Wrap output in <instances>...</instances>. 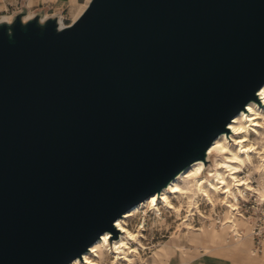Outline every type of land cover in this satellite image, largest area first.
<instances>
[{"label":"water","instance_id":"1","mask_svg":"<svg viewBox=\"0 0 264 264\" xmlns=\"http://www.w3.org/2000/svg\"><path fill=\"white\" fill-rule=\"evenodd\" d=\"M0 21V264H70L264 85V0H89Z\"/></svg>","mask_w":264,"mask_h":264},{"label":"bare ground","instance_id":"2","mask_svg":"<svg viewBox=\"0 0 264 264\" xmlns=\"http://www.w3.org/2000/svg\"><path fill=\"white\" fill-rule=\"evenodd\" d=\"M33 16L34 14L27 13L24 15L23 19L26 20ZM78 16L75 18V20L78 18ZM12 17H13L12 15L2 16L0 17V21L10 22ZM48 17H56L60 27L64 26V24L62 23V16L60 14H52L49 16L44 15L42 19ZM258 92H257V97H258L257 101L249 102L246 108L243 111H241L239 114L234 116L233 119L231 120L232 122L230 121L228 123L226 127L227 132L220 134L212 142L206 153V162H207L206 164L202 161L193 163L183 172H181L173 181H171V183H169V185L166 188H164L160 192V194H154L150 196L145 201L137 204L132 209L125 212L123 216L118 218L114 223V227L117 229L119 233L118 236H116V238H114V236H112L109 232L103 233L101 237L89 247V250L83 253L82 258L80 259L77 258L74 261H72L70 264H101V262H103L104 257L106 256L107 257L110 256V260H108L107 264H121V263L132 264L133 259L131 257L134 256L136 257L137 255H139L140 251L145 250V247L143 246L141 241L143 237L138 232L136 233L135 231H132L129 228L127 221L132 217V214L144 208H149L150 211H153L154 214L158 216L161 214L160 213L161 210L162 211L164 210L166 212H173V213L178 212V209L173 202L176 201L177 199L180 200L181 197L187 198L188 200L189 195L193 196L192 191H194L191 189V187L193 186H190L189 188L185 189V188H181L179 186V183L180 184L181 182L183 183L184 180L188 181L189 183L195 181V187L196 186H198V188L202 187L205 182L202 181L201 178L197 181L196 179L202 176L203 171L207 169L208 162H210V167H211L212 162H214L213 159L215 157L222 159L221 162L216 164L215 173H214L215 175L214 179L216 180L212 178L214 181H216V185L209 184L210 187L208 186L209 187L208 189L204 188L203 196L206 197L210 203H213L211 198L212 196L211 193H216L218 195H221L222 197H224L223 200L225 199L232 200L233 206L231 208L230 215L229 217L228 215L226 217L223 216V223L222 226L219 227L220 228L219 230L225 228L228 229L231 239H228L227 242H229L230 240H232L233 242H237L239 240H245L248 238V240L250 241L249 254L255 258L256 254L253 253L254 249L251 248L252 226L247 219L237 216L233 211L236 210V205L239 198L240 199L245 198V196L249 193H256L258 197H262L264 194V186H263L264 164H261L260 162L258 164L259 168L257 174L261 178L260 180L257 181L258 182L257 189L252 187L251 185L252 182H249L248 185L246 182H242L241 180H238L236 177L239 172H242L239 169V166L241 165L243 166L245 164V161L246 164L251 166L253 165V160H252L253 156L256 155V157L258 156L257 157L258 159H261L262 161L264 160L263 157L264 112L259 110V108H261V106L264 105V85L258 90ZM256 104H258L259 108H257ZM230 134L232 135V140H233L232 144H234L235 146L234 149L230 148V146L227 143L228 142L227 139L224 137V136L228 137L230 136ZM250 136H254V139L250 140L249 139ZM238 141H240V143H238ZM223 169L224 172L221 171ZM212 176H213L212 174L210 173L208 174V177H212ZM234 187L236 189H233ZM235 191L237 192V194H235L236 193ZM223 204H226V202L223 201ZM210 206H214V205H210ZM227 206L228 208L230 207L229 202L227 203ZM145 216L146 215H144L143 217L145 218ZM144 221L142 222V225L144 224ZM243 221L246 222L248 227L246 231L245 230L243 231V229H241L242 227H245ZM210 225L207 227L210 228L211 227ZM212 226H214L215 228L214 224H212ZM143 227L144 226H142V228ZM190 229L191 228H188V232L191 233L192 231H194V230L190 231ZM233 236L236 237L234 238ZM162 249H163L162 251H166L164 246H162ZM262 256H264V249L262 250L261 257Z\"/></svg>","mask_w":264,"mask_h":264},{"label":"rangeland","instance_id":"3","mask_svg":"<svg viewBox=\"0 0 264 264\" xmlns=\"http://www.w3.org/2000/svg\"><path fill=\"white\" fill-rule=\"evenodd\" d=\"M88 1L89 0H85L84 3H78L77 7L68 6V7H64L63 9H56V10L43 9L41 13L47 16L51 15V13L60 14L62 16V23L64 25H69L81 13V11L84 9ZM1 4H0V17L4 15H12L13 12L16 11L15 8H10L8 6H5L3 5V3ZM38 12L39 10L36 9L29 10V13H33V14H36ZM256 105L257 108H259L258 104ZM259 110L264 112V105L261 106ZM224 137L227 139L228 141L227 143L230 146V148L234 149L235 146L234 144H232L233 143L232 135L230 134V136L228 137L224 136ZM249 139L253 140L254 136H250ZM257 157L256 155L253 156L252 166L246 164V161L243 166L242 165L239 166V169L243 173L239 172L237 174L236 177L238 180H241L242 182H246L248 185L249 182H253V181L257 182L258 180H260L261 177H259V175L257 174L259 168L258 164L259 162L261 164H264V160L262 161ZM213 160L214 162H212L211 167H210V162H208L207 169L203 171L202 176L196 179L197 181L201 178L202 181L205 182L202 187L200 188H198V186L195 187V181L189 183L188 181L184 180L183 183L182 182L181 184L179 183V186L185 189L189 188L190 186H193L191 187V189L194 190L192 191L194 197L192 195L191 196L189 195L188 200L187 198L181 197L180 200L177 199L178 201L177 200L174 201L173 203L177 207L178 212L173 213V212H166L164 210L163 211L161 210L160 211L161 214L158 216L155 215L153 211H150L149 208H144L132 214V217L127 221L129 228L132 231H135L136 233L138 232L143 237L141 241L143 246L145 247V250L140 251L139 255H137L136 257L129 256L133 259L132 264H152L153 260H156L157 264H182L180 263V260L182 258L181 257L182 249L184 251L183 253L187 252L188 255L191 256V260L187 264H246V261L244 260L246 257H248L247 259L248 261H251V262H247V264H264V256L261 257L262 250L264 249V244L261 249V252H259L255 258L254 257L250 258V254H249L250 241L248 239L245 246V251L243 253H239L236 251V246L239 243L238 241L233 242L232 240H230L229 242H227L228 239H231L227 228L219 230L220 229L219 227L215 226L214 228L212 224L210 225L211 226L210 228L207 227L209 226L207 222L208 220L211 219L213 212L219 217L222 216L226 217L227 215L229 217L231 208L233 206L232 200L229 199L223 200L224 197L216 193H211L212 195L211 198L213 203H210L207 200V198L203 196L204 188L208 189L210 187L209 184L216 185V181H214L216 180L214 179L215 168H216V164L221 162L222 159L215 157ZM221 171L224 172V169ZM209 173L212 174L213 176L208 177ZM253 188L257 189V187L254 186ZM233 189L236 188L234 187ZM235 194H237V192ZM199 201L203 203L202 206L198 205L200 203ZM223 201H225L226 204H223ZM227 201L230 204L229 208L227 206L228 203ZM207 203L214 206H210ZM151 213H153L155 216H153ZM147 214L149 216L146 218V222H144V224L142 225L141 216ZM200 216H203L205 220L200 218ZM243 223L245 224V227H242L241 229H243V231L244 230L246 231L248 229L247 224L244 221ZM141 225L144 226L143 230ZM188 228H191L190 231L195 230L197 232H200L202 230L204 233L217 232L221 234V243L225 245L224 246L225 248L221 249L220 247H218L219 250H217L215 247H207L208 250L212 248L214 249L212 253L208 251L204 253L203 251L195 250L196 249L195 246H192L188 241V234H187ZM175 239L179 240V245L180 247H182V249H179L178 251H172L171 253H169L167 260H163L164 262L160 261V259H158L159 256L157 255V252H162L163 250L162 246L173 244ZM251 248L254 249L253 241L251 243ZM209 257L213 258V260H211ZM108 260H110V256L104 257L103 262H101V264H107ZM121 264H125V263H121Z\"/></svg>","mask_w":264,"mask_h":264},{"label":"crops","instance_id":"4","mask_svg":"<svg viewBox=\"0 0 264 264\" xmlns=\"http://www.w3.org/2000/svg\"><path fill=\"white\" fill-rule=\"evenodd\" d=\"M85 0H0V4L3 3V5L8 6L10 8H15V12H13L12 16H15L17 13L24 11L26 14L29 13V10H39L38 13L42 14L41 12L43 9H49V10H56V9H63L64 7H77L78 3H84ZM2 6V4H1ZM28 11V12H27ZM33 14V13H29ZM37 14V13H36ZM55 14V13H51ZM45 15V14H44ZM8 16V15H4ZM2 17V16H1ZM188 234V241L192 246H195V250L197 251H203L204 253L213 252L214 249L208 250L207 247H215L217 250L218 247L221 249L225 248L224 244L221 243V234L217 232H207L204 233L202 230L200 232L192 231L191 233L187 231ZM183 235V234H182ZM211 236V237H210ZM248 239V238H247ZM247 239L245 240H239L238 245L236 246V251L239 253H243L245 251V246L247 243ZM166 251L157 252L160 261L167 260V257L169 253L172 251H178L179 249H182L179 245V240L175 239L174 243L171 245H163ZM220 249V250H221ZM182 251V258L180 260V263L187 264L191 260V256L188 255V253H183ZM227 255V254H226ZM210 258V257H209ZM250 258H253L250 255ZM213 260V258H210ZM248 257H246L244 260L247 262H251L247 260ZM164 262V261H163ZM152 264H157L156 260H153Z\"/></svg>","mask_w":264,"mask_h":264},{"label":"built area","instance_id":"5","mask_svg":"<svg viewBox=\"0 0 264 264\" xmlns=\"http://www.w3.org/2000/svg\"><path fill=\"white\" fill-rule=\"evenodd\" d=\"M66 26V25H64ZM263 179H264V173H263ZM252 187H258V183L253 181L251 183ZM200 202V201H199ZM202 202H200L198 205L202 206ZM235 214L239 217H243L247 219L251 226H252V241L254 244V254H258L261 252V249L264 244V194L262 197H258L256 193H249L245 196V198H239L236 210L233 211ZM149 214V213H148ZM146 215L145 218L141 216V221L146 222V218L149 215ZM153 216H155L153 213H151ZM212 215V214H211ZM210 215V216H211ZM195 217V216H192ZM223 217V216H222ZM219 217L218 215L214 214L211 217L210 220H208L207 224H214L216 227H221L223 223V218ZM154 218V217H153ZM203 220V216H200ZM211 222V223H210ZM143 230V228H142ZM239 236V235H238ZM234 237V236H233ZM236 237V236H235ZM234 237V238H235Z\"/></svg>","mask_w":264,"mask_h":264},{"label":"snow or ice","instance_id":"6","mask_svg":"<svg viewBox=\"0 0 264 264\" xmlns=\"http://www.w3.org/2000/svg\"><path fill=\"white\" fill-rule=\"evenodd\" d=\"M238 143H240V141H238Z\"/></svg>","mask_w":264,"mask_h":264}]
</instances>
